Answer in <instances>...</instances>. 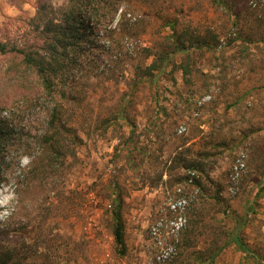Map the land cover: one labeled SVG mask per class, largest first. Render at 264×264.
<instances>
[{
    "label": "rangeland",
    "instance_id": "374dc122",
    "mask_svg": "<svg viewBox=\"0 0 264 264\" xmlns=\"http://www.w3.org/2000/svg\"><path fill=\"white\" fill-rule=\"evenodd\" d=\"M45 1L64 2L0 0V38L33 42ZM97 21L60 49L52 96L0 52V117L38 157L16 164L33 175L10 220L0 188V226L17 231L0 249L21 264H264V0H118Z\"/></svg>",
    "mask_w": 264,
    "mask_h": 264
},
{
    "label": "trees",
    "instance_id": "16d2710c",
    "mask_svg": "<svg viewBox=\"0 0 264 264\" xmlns=\"http://www.w3.org/2000/svg\"><path fill=\"white\" fill-rule=\"evenodd\" d=\"M118 0H64L61 5L40 3L41 6L35 16L38 22L35 26L36 34L33 42L27 36H21L22 40L0 38L1 54L14 53L22 57V62L28 72L34 75L30 84L32 89H41V96H52L56 92L59 73L64 71L65 65H60L58 55L60 49L74 43L77 39H83L89 29L95 28L94 20L106 21L113 17ZM33 18V19H35ZM137 20V19H136ZM97 21V22H98ZM24 37V38H23ZM41 41V42H40ZM155 63L148 66L149 70L157 69ZM65 92L63 93L64 96ZM60 104H55L48 121V129L39 142L45 143L48 149L54 150L58 130H65L66 125L60 120ZM13 113L9 111L6 116L0 117V188L13 187L15 206L7 216L10 220L16 217L21 208V191L31 184L30 171L19 167L18 160L25 155L30 156L32 165L36 166L38 157L34 151L36 147L31 143L19 146L21 140H15L14 127L11 123ZM75 141H80L75 134ZM77 139V140H76ZM113 234L118 252L125 255L127 246L125 242V225L119 209L114 210ZM14 230V231H13ZM15 229L8 226H0V238L9 237ZM0 264H21L16 252L10 249H0Z\"/></svg>",
    "mask_w": 264,
    "mask_h": 264
},
{
    "label": "built area",
    "instance_id": "2783aa9c",
    "mask_svg": "<svg viewBox=\"0 0 264 264\" xmlns=\"http://www.w3.org/2000/svg\"><path fill=\"white\" fill-rule=\"evenodd\" d=\"M185 202L184 201H173L170 203V206L172 208V210L174 211V213L176 214L175 215V218H174V221L179 217L180 220L183 219L184 217V213H185V208L186 206L184 205ZM178 206H181V207H178ZM185 219V217H184ZM186 221V219H185Z\"/></svg>",
    "mask_w": 264,
    "mask_h": 264
}]
</instances>
